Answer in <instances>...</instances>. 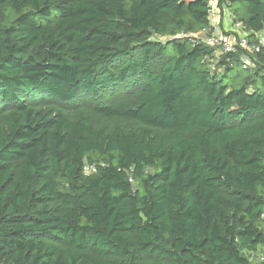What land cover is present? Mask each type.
<instances>
[{
  "label": "trees",
  "instance_id": "trees-1",
  "mask_svg": "<svg viewBox=\"0 0 264 264\" xmlns=\"http://www.w3.org/2000/svg\"><path fill=\"white\" fill-rule=\"evenodd\" d=\"M217 1L257 51L211 0H0V264H252L264 0Z\"/></svg>",
  "mask_w": 264,
  "mask_h": 264
},
{
  "label": "built area",
  "instance_id": "built-area-1",
  "mask_svg": "<svg viewBox=\"0 0 264 264\" xmlns=\"http://www.w3.org/2000/svg\"><path fill=\"white\" fill-rule=\"evenodd\" d=\"M211 6H212V13H211L212 16L214 12L218 11L217 9L218 1L211 0ZM224 13H228V17L230 19V23L232 27L230 31H232L234 34L225 35L219 27L210 25L209 29H205L203 30V32L199 33L198 35H195L198 41H201L206 45L219 48L224 54H234L242 49L248 51L249 53H253L257 51L256 46L250 45L249 33L245 31L243 26L240 27L239 25H235L233 23L231 12L227 10ZM244 60L248 61L246 58H244ZM84 172L87 175H92L93 173L96 172V169L95 167L86 164L84 166Z\"/></svg>",
  "mask_w": 264,
  "mask_h": 264
},
{
  "label": "rangeland",
  "instance_id": "rangeland-1",
  "mask_svg": "<svg viewBox=\"0 0 264 264\" xmlns=\"http://www.w3.org/2000/svg\"><path fill=\"white\" fill-rule=\"evenodd\" d=\"M241 27V25H239ZM225 35H233L234 33L232 31L229 30V28H223L222 31ZM257 38L259 40H261L262 42L264 41V31L258 33ZM220 55V51L217 52L216 54V58H218V56ZM248 62V61H246ZM209 64V62H208ZM250 256V260L252 262V264H264V248L260 249L257 253H253Z\"/></svg>",
  "mask_w": 264,
  "mask_h": 264
},
{
  "label": "crops",
  "instance_id": "crops-1",
  "mask_svg": "<svg viewBox=\"0 0 264 264\" xmlns=\"http://www.w3.org/2000/svg\"><path fill=\"white\" fill-rule=\"evenodd\" d=\"M210 20V25L219 27L221 31H223L224 27L229 28V30L232 28L228 13L223 14L218 10L212 14Z\"/></svg>",
  "mask_w": 264,
  "mask_h": 264
}]
</instances>
